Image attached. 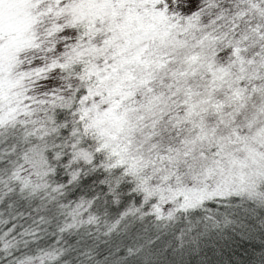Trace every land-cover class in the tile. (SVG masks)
<instances>
[{"label": "snow or ice", "instance_id": "obj_1", "mask_svg": "<svg viewBox=\"0 0 264 264\" xmlns=\"http://www.w3.org/2000/svg\"><path fill=\"white\" fill-rule=\"evenodd\" d=\"M0 264H264V0H0Z\"/></svg>", "mask_w": 264, "mask_h": 264}, {"label": "trees", "instance_id": "obj_2", "mask_svg": "<svg viewBox=\"0 0 264 264\" xmlns=\"http://www.w3.org/2000/svg\"><path fill=\"white\" fill-rule=\"evenodd\" d=\"M241 254H243L242 250H241ZM238 258V257H237Z\"/></svg>", "mask_w": 264, "mask_h": 264}]
</instances>
